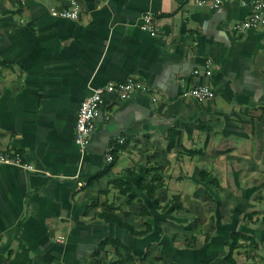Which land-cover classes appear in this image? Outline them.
Segmentation results:
<instances>
[{"label": "crops", "instance_id": "crops-1", "mask_svg": "<svg viewBox=\"0 0 264 264\" xmlns=\"http://www.w3.org/2000/svg\"><path fill=\"white\" fill-rule=\"evenodd\" d=\"M251 1L0 0V152L20 162L0 165V264H264V26L234 29ZM127 80L80 152L81 100Z\"/></svg>", "mask_w": 264, "mask_h": 264}, {"label": "built area", "instance_id": "built-area-1", "mask_svg": "<svg viewBox=\"0 0 264 264\" xmlns=\"http://www.w3.org/2000/svg\"><path fill=\"white\" fill-rule=\"evenodd\" d=\"M209 2L212 9H218L223 0H209ZM197 4L202 5L203 1H200ZM50 14L55 18L65 20L75 21L78 18V10L75 2H71L70 7L67 9H51ZM262 26H264V2L262 0H252L250 13L242 21H240L234 29L238 32H242L244 30H257ZM139 28L152 36L154 35V26L149 14H145L140 18ZM205 74H210L209 64H206ZM133 87L134 85L130 80L117 85L109 83L104 87L92 88L90 92L81 100L74 128V143L80 152H83L90 144L94 129V121L102 108L105 95L116 93L120 100H124L128 98ZM185 95L191 97L197 102H203L211 99L214 96V92L209 86L200 85L192 87L186 91ZM121 142L122 141L120 140L119 143ZM106 162H112V148H109L107 151ZM19 163V158L17 156L15 158H11L10 155L0 152V165L20 166ZM26 168L29 169V167Z\"/></svg>", "mask_w": 264, "mask_h": 264}, {"label": "trees", "instance_id": "trees-1", "mask_svg": "<svg viewBox=\"0 0 264 264\" xmlns=\"http://www.w3.org/2000/svg\"><path fill=\"white\" fill-rule=\"evenodd\" d=\"M207 132V131H206ZM176 135H178V133L174 130L171 129L168 131V135H167V139H168V150L172 148V146L174 145V139L176 137ZM203 178V177H202ZM241 238V235L238 233H232L229 236V253H228V257L231 256L232 252L234 249L237 248V242L238 240ZM22 253V252H20ZM22 258L23 256H20V254L15 255L14 260L11 262V264H29V261L24 260V263H22Z\"/></svg>", "mask_w": 264, "mask_h": 264}]
</instances>
